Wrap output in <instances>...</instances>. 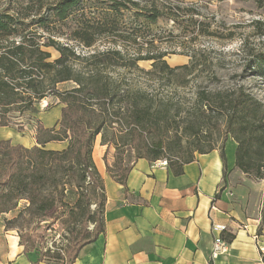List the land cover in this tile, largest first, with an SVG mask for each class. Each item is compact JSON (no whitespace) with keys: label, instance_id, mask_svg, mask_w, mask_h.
<instances>
[{"label":"trees","instance_id":"trees-1","mask_svg":"<svg viewBox=\"0 0 264 264\" xmlns=\"http://www.w3.org/2000/svg\"><path fill=\"white\" fill-rule=\"evenodd\" d=\"M251 1L262 10V19H253L248 25L262 39V53L253 54L246 68L264 83V0ZM20 4L18 8L10 4L0 7V127L22 131V120H30L29 116L36 112L35 105L46 96L55 97L61 106L59 118L51 126L34 118L35 144L24 146L0 139V214L14 213L4 223L16 229L24 251H37L38 260L72 264L79 249L103 232L105 191L92 159L97 135L100 144L106 146V172L124 185L138 158H165L172 172L179 175L195 154L218 149L225 167L224 142L215 146L202 134L211 131L197 125L204 119L216 118L218 136L222 133L235 142L234 167L249 178L264 180V107L251 93L241 87L198 93L193 110L201 115H194L195 121L188 126L195 128L191 140L194 143L178 156L162 140V133L168 136L173 129L176 132L178 111L170 115L169 105H152L145 91L123 89L107 72L108 68L118 67L140 70L136 62L146 60L151 61L146 72L155 74L159 81L169 83L190 75L191 59L171 67L163 58L164 52L146 49L143 53L139 45L140 40L153 45L145 32L159 18H168L177 25L189 21L193 28H200V22L185 13L182 6L167 7L158 0H25ZM126 18L135 22L132 33L129 37L118 35L121 38L114 42L122 47L131 38L139 45L131 57H125L115 47L80 54L57 40L63 35L62 28L75 20L68 40L89 49L99 36L119 34ZM208 34L215 36L216 32ZM232 37L229 33L228 38ZM240 38L239 53L248 46V38ZM50 50L57 55L53 57ZM64 83L73 85L59 89L58 85ZM48 142H64L65 146L50 149L45 147ZM109 146L114 149L110 164L106 161ZM68 194L75 197L72 202L65 200ZM21 200L25 204L18 209ZM53 209H59L60 214L48 216ZM54 223L67 233L62 249L47 246L35 232ZM23 224H34L36 229H21ZM261 230L264 191L258 232ZM221 237L231 239L228 234Z\"/></svg>","mask_w":264,"mask_h":264},{"label":"crops","instance_id":"crops-1","mask_svg":"<svg viewBox=\"0 0 264 264\" xmlns=\"http://www.w3.org/2000/svg\"><path fill=\"white\" fill-rule=\"evenodd\" d=\"M60 107L51 121L40 122L51 126ZM12 138L7 131L0 134V139ZM31 139L30 146L35 144L34 134ZM64 146L45 144L50 149ZM105 150L97 135L92 159L105 191L103 232L79 249L72 264H264L259 250L264 247V230L258 232L264 185L257 183L263 180L238 171L229 148L224 150L225 167L214 149L195 154L179 175L168 165L152 167L153 161L138 158L124 185L106 172ZM110 150L112 154L114 149H107L109 164ZM8 214H0V264H54L38 260L35 250H23L16 229L5 226ZM214 225L226 231H214ZM221 234L231 239L226 251L212 258L213 240Z\"/></svg>","mask_w":264,"mask_h":264},{"label":"rangeland","instance_id":"rangeland-1","mask_svg":"<svg viewBox=\"0 0 264 264\" xmlns=\"http://www.w3.org/2000/svg\"><path fill=\"white\" fill-rule=\"evenodd\" d=\"M25 0H0V7L5 5L21 6ZM48 2L54 0H47ZM163 5L174 6L178 4L183 7L185 13L192 15V19L200 22V28H193V23L186 21L177 25L168 18H159L155 25H152L148 32H145V37L153 39V45L147 46V43L140 40L141 51L144 53L146 49L152 51L164 52L163 57L167 64L171 67L183 65L192 60V72L184 78L178 80L162 82L157 80L156 75H149L146 71L151 68V61H137L136 64L140 70L133 68L118 67L107 69L111 77L122 85L123 89L128 88L131 91H145L152 99V105L167 104L170 106L169 113L174 115V111H178L175 116L177 130H172L168 136L162 133L164 144H170L174 154L180 156L185 154L186 150L192 147V128L188 127L189 122L195 121L194 115H201L200 111L193 110V103L196 95L203 93H216L217 91H231L241 87L246 92L251 93L256 99L262 102L264 107V83L246 68L253 54L262 53V39L256 37L251 28L248 26L253 19H262V10L256 8L251 0H158ZM190 12V13H189ZM186 17V15H185ZM184 17V18H185ZM75 20L68 23V26L63 27V34L58 41L67 43L77 53L87 54L94 50H102L106 47H115L122 50L125 57L135 55L139 45H135L131 38L122 47L115 43L121 37L118 35L128 36L132 33L135 22L132 18H126L121 24L119 34H103L99 36L98 41L89 49L82 48L76 42L68 40L70 32L75 27ZM122 32V33H121ZM208 32L215 33V36H209ZM229 33L233 34L232 38ZM241 35L247 37L248 46L246 51L239 53V41ZM131 37V36H130ZM52 52V56L57 54ZM184 82L183 85L178 83ZM72 83L59 84L58 88L71 87ZM57 99L53 96H46L44 99L37 102L35 105L36 112L31 114L30 120L23 119L22 131H15V127H4L0 131L8 132L12 135V142H20L25 146H30L32 135L34 134V118L41 119L40 121H51L56 112ZM216 115V114H214ZM203 120V119H202ZM21 121V120H19ZM219 123L220 120H219ZM197 125L211 131L204 134L209 138V141L216 143L215 146L223 144V150L229 148L231 152L235 151V142L229 137L222 135L218 136L216 132V118L205 120ZM174 126V128H175ZM171 131V130H170ZM191 132V134H189ZM0 133V134H1ZM200 135V134H199ZM201 136V135H200ZM175 137V139H174ZM226 139V140H225ZM225 140V141H224ZM109 146V149H112ZM109 160L114 155L111 150L108 151ZM260 186L264 185V180L257 181ZM71 199L69 200V198ZM74 196L68 194L65 200L72 202ZM25 204L21 200L18 204V209ZM94 208V205L91 206ZM59 209H53L47 213L48 216L60 214ZM14 213H9L11 217ZM50 219V218H46ZM58 223V222H57ZM59 224H52L49 227H39L36 229L34 224L25 227V224L20 226L21 229L32 231L36 229V233L41 235L47 246L63 248L66 244V230ZM91 227V226H90ZM264 235V233L262 234Z\"/></svg>","mask_w":264,"mask_h":264},{"label":"built area","instance_id":"built-area-1","mask_svg":"<svg viewBox=\"0 0 264 264\" xmlns=\"http://www.w3.org/2000/svg\"><path fill=\"white\" fill-rule=\"evenodd\" d=\"M166 165H167V160L165 158H160V159L154 160L151 166L152 167H164ZM213 230L223 232V231H226V227L223 225H214ZM226 247H227V241L223 239L221 235L216 236L212 244L211 257L215 258L218 255L222 254L223 252L226 251ZM259 250H260L261 257L264 260V247L259 246Z\"/></svg>","mask_w":264,"mask_h":264}]
</instances>
